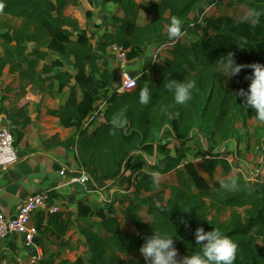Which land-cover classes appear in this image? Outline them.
Instances as JSON below:
<instances>
[{
    "label": "trees",
    "instance_id": "1",
    "mask_svg": "<svg viewBox=\"0 0 264 264\" xmlns=\"http://www.w3.org/2000/svg\"><path fill=\"white\" fill-rule=\"evenodd\" d=\"M221 1L104 0L103 4L114 5L123 15L112 17L113 29L105 32L103 42L95 47L78 19L67 15L81 0H0V76L6 70L18 74L21 86L17 96H23L26 87L42 97L72 92L58 110L48 113L75 133L65 141L55 136L45 145L74 150L92 181L119 179L129 169L134 174L132 198L120 209L123 222L134 231L123 228L114 205L102 208L81 202L75 224L67 212H37L33 216L39 232L37 244L48 234L62 238L74 227L86 252L73 264H145L140 248L155 230L175 236L182 259L200 249L195 240L197 228H218L237 243L234 264H264V181L250 182L238 173L231 178L238 185L235 190L220 187L221 181L235 172L228 161L232 152L226 147L242 140L237 124L244 126L254 148H262L264 141V121L256 118L253 109L243 107L242 97H235L240 89H248L251 81L247 77L253 70L246 67L229 78L218 73L216 63L231 52L238 64H264V16L251 23L253 14L264 13V0L240 1L248 12L243 18L219 14L206 15L202 21L200 17L191 19L210 4L219 9ZM141 13L152 17L140 23ZM172 17L181 19L186 41L174 44L165 60L146 65L138 73L135 89L112 91L119 73L108 66L107 58L112 56L108 50L122 48L128 61L143 57L149 46L167 33L165 25ZM66 62H71V69H65ZM168 78L196 82L186 104L175 103L173 94L163 88ZM145 88L150 90L151 100L141 104L140 92ZM97 98L106 102L104 117L96 126L86 125ZM7 112L18 143L31 117L25 107L17 105ZM250 120L259 121L252 133ZM200 128L199 134L213 149H194L189 144ZM169 141L177 143L174 156ZM237 152L240 154L238 147ZM135 153L159 157L165 163L130 162ZM219 169L221 176H217ZM170 173H175L174 180L158 178ZM145 194H156L157 204H150ZM48 195L52 204V194ZM226 214L228 219L222 221Z\"/></svg>",
    "mask_w": 264,
    "mask_h": 264
},
{
    "label": "crops",
    "instance_id": "2",
    "mask_svg": "<svg viewBox=\"0 0 264 264\" xmlns=\"http://www.w3.org/2000/svg\"><path fill=\"white\" fill-rule=\"evenodd\" d=\"M138 3L155 2L157 0H136ZM104 0L86 1L83 6L86 19H82L81 7H72L71 11L78 21L84 20V25H80L86 31L88 37L92 38V43L97 47L103 42L105 32L113 29L115 23L112 17L117 14L122 16L123 13L116 10V7L110 3L103 4ZM221 1L220 5L222 4ZM219 5V6H220ZM206 7L198 10L191 16V19L202 17ZM79 8V10H78ZM218 9L217 7H215ZM215 8L210 10L207 15L215 14ZM90 13L88 16L87 14ZM151 15L141 13L139 16L140 23L150 19ZM169 37L165 33L161 38L155 40L148 48L146 55L133 61L122 64L111 56L107 58L108 66L119 73L118 79L111 85L112 91H117L120 85V75L123 72L131 74L139 73L146 65L153 63V53L155 46L163 41H168ZM110 53V49L108 50ZM166 57V53L163 55ZM9 78L16 79L14 84L7 82ZM3 90L0 87V109L3 113L0 120L8 119V110L17 105L25 107L31 117V124L25 129L24 136L17 143L16 137L12 146L0 150V211L6 216H15L20 204L30 195L37 193L52 194L51 202L54 205L61 206L62 212L71 214L72 222L75 224L78 220V206L81 202H88L92 205L106 208L114 205L117 217L122 221L123 228L134 231L133 226H128L123 222L120 212L121 208L128 206L129 199L132 198L134 174L132 169L127 170L124 175L109 182L90 181L86 184H71L67 176H61L60 172L65 170L69 174L82 173L83 170L78 162L74 150H67L63 147H47L45 142L53 137H58L65 141L74 133V129H65L60 125V120L48 113L49 110H58L59 107L69 99L65 90L62 95L42 97L31 87H26L23 96H17L20 92L21 81L18 74H10L8 70L0 76V85L4 84ZM2 98H6L4 101ZM90 119V117H89ZM87 119V123L89 121ZM259 124L257 120L248 122L249 132ZM243 126V125H242ZM200 128L194 134V139L189 144L196 149L200 145L197 135H200ZM206 138V137H204ZM207 139V138H206ZM177 143L169 141V148L174 156V148ZM242 149V148H241ZM226 151L232 152L228 156L234 173L227 178H232L241 173L244 176L256 174L259 171L264 173V141L262 148L257 150L243 149L240 156L237 152V146L234 142L226 147ZM147 160L150 163L158 162L164 165V160L159 157H147L141 153H135L131 156L130 162H140ZM163 161V162H161ZM222 174L219 169L217 174ZM161 181H171L175 179V173L167 175H158ZM145 199L150 204H157L158 196L156 194H145ZM165 197H169L167 191ZM37 218V217H36ZM147 218V217H146ZM148 219V218H147ZM35 220V218H34ZM39 237V234L38 236ZM36 243V242H35ZM86 248L84 243L78 241L75 234V228L62 238H57L48 234L42 237V244L36 243V248H26L21 236H13L0 243V264H27L32 255H40L44 264H61L68 262L73 264L78 257L84 255Z\"/></svg>",
    "mask_w": 264,
    "mask_h": 264
},
{
    "label": "clouds",
    "instance_id": "3",
    "mask_svg": "<svg viewBox=\"0 0 264 264\" xmlns=\"http://www.w3.org/2000/svg\"><path fill=\"white\" fill-rule=\"evenodd\" d=\"M261 16H264V13L253 14L251 23L260 22ZM165 28L170 41L178 40L183 36L182 21L177 17H172ZM216 63H218V73L229 78L237 76L246 67L253 70L247 77L251 81L248 89H240L235 97L236 95L242 97L243 107L253 109L256 118L264 121V64L259 62L250 65L238 64L231 52L222 56ZM195 86L194 80L177 81L170 78L166 79L163 84V88L173 94L175 103L180 105L186 104L192 98ZM150 100V90L142 89L140 103L148 104ZM220 187L231 191L235 190L238 185L235 180L229 178L227 181H221ZM148 222L153 224L152 221ZM195 240L196 244L200 246L199 251L178 259L175 236L155 230L153 235L145 238L140 253L145 264H234L237 243L220 229L214 228L211 231H205L203 227L197 228Z\"/></svg>",
    "mask_w": 264,
    "mask_h": 264
},
{
    "label": "built area",
    "instance_id": "4",
    "mask_svg": "<svg viewBox=\"0 0 264 264\" xmlns=\"http://www.w3.org/2000/svg\"><path fill=\"white\" fill-rule=\"evenodd\" d=\"M216 7L215 4H210L206 7L203 13L202 19L208 14V12ZM183 31V36L175 41H163L159 45L155 46L153 53V63L161 62L167 57V53L171 47L179 41L187 38V31ZM166 53V57L163 55ZM110 54L116 58L122 64L128 62L127 52L118 46H112L110 48ZM138 73L131 74L129 72H123L120 75V85L118 88L119 93H125L132 91L136 88L138 83ZM94 113L90 116V119L86 125L92 123L95 126L102 121L105 111L106 102L102 98H97L94 102ZM14 133L13 127L9 119L0 120V150L10 147L14 143ZM259 150L260 148H256ZM61 176H67L71 184L81 183L86 184L92 181L86 173L69 174L67 171L63 170L60 172ZM248 181L255 182L256 180L264 181V173L262 171L256 174L245 176ZM37 212H44L48 215L56 214L62 212L61 206L50 204L49 195L47 193H37L28 196L19 206L18 212L15 216H6L0 211V243L13 236H21L23 239L24 246L28 249L36 248L35 238L38 236L39 232L36 225L33 223V216ZM42 257L38 254L32 255L27 264H42ZM2 264H8L3 262Z\"/></svg>",
    "mask_w": 264,
    "mask_h": 264
},
{
    "label": "rangeland",
    "instance_id": "5",
    "mask_svg": "<svg viewBox=\"0 0 264 264\" xmlns=\"http://www.w3.org/2000/svg\"><path fill=\"white\" fill-rule=\"evenodd\" d=\"M86 1H88L89 2V0H81V6H83V4H85L86 3ZM92 1H94V0H92ZM240 1H242V0H223V2H222V4L219 6V9H216L215 8V11H216V13L215 14H219V13H221V14H224V15H228V16H234L235 18L236 17H238V18H243V16L245 15V14H248V12H247V10H246V8H245V5L243 4V3H241ZM80 6V7H81ZM75 8V7H74ZM74 8H69L68 10H67V15H70V16H73V14H71L70 12L72 11H75L74 10ZM82 8V7H81ZM78 10H79V8H78ZM81 13H82V19H86V17H85V14H84V10H83V8L81 9ZM74 17V16H73ZM76 18V17H75ZM80 22V21H79ZM81 23L84 25V23H85V21L84 20H82L81 21ZM80 23V24H81ZM14 24L16 25L17 23L16 22H14ZM185 41H186V39H185ZM0 53H1V49H0ZM53 56L54 57H56L57 56V54H54L53 53ZM65 69H71V62H66V67H65ZM7 82H11V84H14L15 82H16V79L15 80H12V78H9L8 80H7ZM5 85V83L4 84H2V85H0V87H1V90H3L2 88H3V86ZM22 88V87H21ZM67 94L69 95V96H71L72 95V92L71 91H67ZM236 128H237V130L239 131V133H240V136L242 137V140L240 141V142H238V143H235V145L238 147V149H240V154H241V152H242V150L243 149H245V150H250V149H252V146L254 145V142H251L249 139H248V137L246 136V132H245V128H244V126H242V124H237V126H236ZM249 130L250 131H252V129H250L249 128ZM251 133V132H250ZM205 136H203V135H197V138H198V140H199V142H200V145L202 146V148L203 149H213L211 146H210V141L208 140V139H206V138H204ZM248 141H250V147H249V149H247V142ZM253 147H255V146H253ZM242 148V149H241ZM239 152V151H238ZM240 154H238L239 156H240ZM161 162H163V161H161ZM222 174H217V176H221ZM228 217H229V214H226L225 216H223L222 217V221H225V220H227L228 219ZM178 259H180L179 258V256H178Z\"/></svg>",
    "mask_w": 264,
    "mask_h": 264
}]
</instances>
